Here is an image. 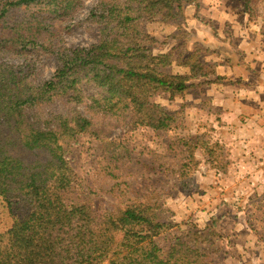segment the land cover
Here are the masks:
<instances>
[{"label": "trees", "instance_id": "16d2710c", "mask_svg": "<svg viewBox=\"0 0 264 264\" xmlns=\"http://www.w3.org/2000/svg\"><path fill=\"white\" fill-rule=\"evenodd\" d=\"M241 1L252 18V8L261 0ZM75 2L0 0V197L13 220L8 246L0 243V264H213L203 230L176 237L161 257L155 238L172 225L158 222L149 206L136 201L95 213L82 203L65 157L66 141L82 134L99 138L93 119L76 110L70 115L45 112L57 100L81 102L85 83L99 92L90 101L103 117L113 115L156 133L179 129V113L169 114L152 97L164 93L173 100L209 73L198 60L183 64L185 75L165 72L170 55L153 54L155 41L142 25L171 20L196 1L98 0L90 14L100 24L98 42L53 48L56 29L73 15ZM29 51L54 55L56 68L48 80L33 84L27 66L2 62ZM119 147H103L107 173L124 164ZM167 149L180 159L176 174L182 181L198 167L196 150L216 152L215 146L189 135H176Z\"/></svg>", "mask_w": 264, "mask_h": 264}, {"label": "rangeland", "instance_id": "374dc122", "mask_svg": "<svg viewBox=\"0 0 264 264\" xmlns=\"http://www.w3.org/2000/svg\"><path fill=\"white\" fill-rule=\"evenodd\" d=\"M75 1L73 15L56 29L53 48L89 47L100 38V24L90 17L98 0ZM194 1L183 6L171 20L142 25L155 41L153 54L170 55V66L165 72L185 75L188 68L183 64L198 60L204 65V72L209 73L207 78L191 81L192 87L173 100L164 93L152 97L151 101L165 107L169 114L179 113V129L156 133L149 128L131 127L113 115L103 117L93 110L90 101L97 99L99 92L85 83L81 85V102L74 105L57 100L45 112L47 116L70 115L76 110L93 119L99 138L82 134L69 139L65 154L77 177L76 194L92 211L121 210L136 201L149 206L158 222L172 225L155 238L161 257H165L169 243L176 237L188 230H203L202 240H206L204 246L213 264H264V33L261 38L256 35L257 28L264 24V0L253 6L252 18L243 12L241 0ZM243 30L255 32V36L245 38L247 45L255 46L250 47L252 52L258 51L253 59L257 64L251 69L254 79L247 84L215 73L217 66L237 63L239 50L234 35ZM2 62L27 66L33 84L48 80L56 68L55 57L49 52L29 51ZM249 65L243 64L245 68ZM241 92L245 97L242 102L249 103V111L241 114L245 120L229 124L223 119L222 107L214 103L215 94L220 98L225 95L235 104ZM232 110L227 108L226 113H233ZM240 124L254 132L242 133ZM176 135L199 137L216 149L213 155L196 150L198 167L183 181L176 174L180 159L167 153L169 142ZM243 141L251 145L241 149L234 145ZM107 143L119 145L118 155L124 158L119 171L112 174L104 170L102 160L107 158L103 151ZM212 160L214 163L210 164ZM12 221L0 197V243L4 248L8 246L7 231Z\"/></svg>", "mask_w": 264, "mask_h": 264}, {"label": "crops", "instance_id": "0c3cea01", "mask_svg": "<svg viewBox=\"0 0 264 264\" xmlns=\"http://www.w3.org/2000/svg\"><path fill=\"white\" fill-rule=\"evenodd\" d=\"M245 19L247 20V17ZM202 31H204V30H202ZM243 31H240V35H237V34L234 35L237 39L236 45H237L238 50H239L237 53V57H238L237 63L233 64L232 65L233 67L231 66V64H228V63L222 64L223 66H217L215 69V73L217 76L234 77V79L241 80L247 84V82H251L254 79L252 77V70L251 69H253L254 65L257 64V63H253V59H256L255 55L258 54V51L256 52V54L254 52H252V49L250 47H255V46L247 45L246 43H248V42L245 38L249 35L255 36V32H253L252 34H249L248 30H245L244 32ZM256 32H257L256 35L259 38H261L262 37L261 33L263 32L261 25H260V27L257 28ZM239 37H242V38H239ZM212 39H214L213 36H212ZM232 39H234V38H232ZM229 40H231V39H229ZM245 48H247V49H245ZM242 56H244L243 60H242ZM244 63H246L247 65L250 63L249 67L248 68L246 67L247 69L243 66ZM237 71H238V73H237ZM240 91H242V90H240ZM244 98L245 97L243 96V92H241L239 100H236L235 104H233L232 100L231 101L227 100L225 95L222 98H220V95L217 93V94H215V97H214V103L217 106L222 107V109L224 110V112H222L223 119H225V121H227V123L230 124L234 120H238V119L241 120L243 118L241 116V114L244 115L246 111H249V103L242 102V99H244ZM230 102L232 104L231 106H230ZM227 108H229V110L236 109V112H234L232 110L233 113L227 114L226 113ZM248 122H250V121H248ZM240 125L242 127V131H241L242 133H245V134L248 133L251 135L254 132L252 130L248 131L246 128V125H243V124H240ZM234 145L236 147H238L239 149H241L243 147H249V145H251V142H244V141L243 142H235Z\"/></svg>", "mask_w": 264, "mask_h": 264}]
</instances>
